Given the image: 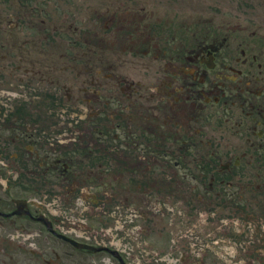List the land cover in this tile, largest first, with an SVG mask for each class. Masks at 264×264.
I'll use <instances>...</instances> for the list:
<instances>
[{"label": "flooded vegetation", "instance_id": "flooded-vegetation-1", "mask_svg": "<svg viewBox=\"0 0 264 264\" xmlns=\"http://www.w3.org/2000/svg\"><path fill=\"white\" fill-rule=\"evenodd\" d=\"M73 1L0 0V264H137L135 247L122 262L59 239L49 230L60 219L44 207L68 206L75 190L87 199L95 185L92 204L119 203L132 214L128 197L138 196L127 183L152 201L193 204L187 218L199 228L197 242L204 213L212 219L204 237L215 242L208 246L240 250L252 264L241 233L216 221L238 220L247 239L249 223L263 235L264 41L255 31L183 35L199 23L221 27L214 17L154 34L153 0ZM26 234L35 240L29 248L10 238ZM187 248L150 252L143 264H197ZM199 254L204 263L206 250Z\"/></svg>", "mask_w": 264, "mask_h": 264}, {"label": "rangeland", "instance_id": "rangeland-1", "mask_svg": "<svg viewBox=\"0 0 264 264\" xmlns=\"http://www.w3.org/2000/svg\"><path fill=\"white\" fill-rule=\"evenodd\" d=\"M138 1L139 3L142 4H145L147 2V0H138ZM260 1L261 0H153L154 16L152 19V23H153L154 34H159L164 30L165 31L169 30L170 32H172L174 28H177L182 22H185L187 20L200 19V21H206L214 17L216 25L221 27L204 28V24L199 23L195 27L186 28L183 32V35L185 37H190L193 35L201 36L205 32H208V34H217L220 37L226 35L234 36L236 33H239L240 36H245V35L249 36L251 35L252 32L255 31L256 33L255 36L259 37L262 41H264V7H261L259 9L261 5ZM131 12L133 11H130V13ZM57 14H60V16L63 15L61 12H57ZM159 18H163V22H159L158 21ZM229 18L233 19L230 23L227 24L222 23L223 19H229ZM167 20H170L171 23L168 28H165V22ZM247 23H250V27L245 28ZM238 25L241 26L242 28L236 27ZM175 34L182 35V33H178V32H175ZM160 64H161L160 61L157 62V64H155V68L160 66ZM252 77L255 78V75ZM155 136L156 135H153L149 139L152 140L155 138ZM145 148L147 147L144 146L143 149L146 150ZM149 174L150 172L144 176H148ZM258 183H260V181ZM105 193L109 196H113V194L115 193L114 187L112 186L110 188H106ZM103 198L104 199L107 198L106 195ZM128 199H132L135 202L134 207L139 209V205L141 204L142 201L147 200V197L141 195V197L138 199H135L134 197H128ZM148 199H150V197H148ZM153 199H157V198H153ZM176 205L177 203L169 202L168 208L164 209V211H168V210L175 211L177 207ZM106 210L108 213L107 218L109 219V221L113 223L112 225H117L114 231H110L109 227H106L108 229V232L110 233V236L116 242L120 241L122 236L125 234L124 232H128L130 229H135V228L143 229L145 225H149L150 223H152V229L150 233L141 234L139 239V241L143 245H145L143 247V255L145 257H149L150 252L162 251L163 249L170 247L172 245L182 244L183 246L191 247L194 246V244L200 243L201 248H207L209 251L206 264H247L246 262H244L246 254L243 255L240 252V250L238 252H234L233 248L230 246L221 249L218 247L219 245H217L218 248L216 250L213 247H209L208 242L210 241L213 242V240L209 236H207V239L204 237L201 238L199 242L195 241L193 234L189 230V227L188 226L186 227L185 218L175 220L173 222V226L171 227L169 226L170 223H168L169 219L167 222L165 221L164 222L165 225L171 228V231H168L167 228L164 229L161 219L159 217L161 215V210L156 212L157 216L154 218L150 217L148 218L149 220L135 219L133 222H128V224H125V222L127 221L126 213L121 214L118 211L117 213L118 218L115 219L113 217L114 205L107 204ZM144 210L148 211L147 208H145ZM202 223H203L202 228L208 229V227L204 225V221H202ZM229 224L238 231L242 229V223H240L236 219H231L229 221ZM122 225L124 226L122 228L123 231H119ZM94 226L97 227L96 224H94ZM218 226L221 225L218 223ZM253 228H254L253 226H249V230L251 231V234L248 239L245 237L244 233L240 235H242V243L244 244V249L246 248L250 249V247L254 249V252L250 257L251 259L254 260L252 264H259L258 260H259L260 251L257 247V244H259V242L262 244L264 243V238H263L264 234L254 235ZM164 234L165 236H163ZM173 235H175V239L177 240L176 243H173V239H174ZM252 235H254V237H252ZM38 243L42 244V242L41 243L38 242ZM149 243H153V247H150ZM161 244H165V245L162 246ZM245 244H247V246ZM139 254L140 257L144 260V256L141 253ZM193 254L199 256L197 252ZM87 256H88L87 254H83V255L79 254L77 256V260H82ZM191 259L194 262L195 257L192 254H191ZM214 259H216V262L214 261Z\"/></svg>", "mask_w": 264, "mask_h": 264}]
</instances>
